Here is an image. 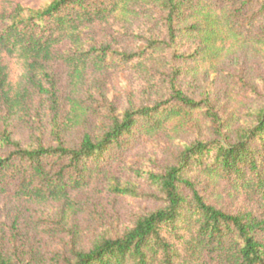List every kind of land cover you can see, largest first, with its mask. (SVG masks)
<instances>
[{"label":"trees","instance_id":"1","mask_svg":"<svg viewBox=\"0 0 264 264\" xmlns=\"http://www.w3.org/2000/svg\"><path fill=\"white\" fill-rule=\"evenodd\" d=\"M134 15L158 19L165 40L148 39L139 53L129 54L84 48V34L96 22ZM260 17L264 0H50L37 8L18 5L10 13L1 12L0 105L9 114L23 107L25 97L14 82L15 63L29 72L61 60L77 73L89 66H122L144 73L149 61L172 49L179 37L194 41L195 47L188 56L173 53L171 61L163 62L169 63L170 72L164 99L112 113L100 135L84 134L75 147L59 139L56 146L23 148L0 123V195L63 201V213H69L71 193L82 189L93 174L100 175L137 135L197 126L193 116L202 104L177 84L182 63L213 68L229 44L259 36L251 33L258 23L264 28ZM206 115L219 133V117L210 110ZM191 171L225 181L264 208V108L253 112L234 142L202 139L185 146L165 173L150 177L163 197L160 207L138 217L122 236L101 237L88 251H73L65 264H264V219L252 213L229 214L207 203L189 178ZM112 191L127 193L115 183ZM0 264L21 263L0 250Z\"/></svg>","mask_w":264,"mask_h":264},{"label":"rangeland","instance_id":"2","mask_svg":"<svg viewBox=\"0 0 264 264\" xmlns=\"http://www.w3.org/2000/svg\"><path fill=\"white\" fill-rule=\"evenodd\" d=\"M49 1L0 0V13H10L18 5L37 8ZM148 15L96 22L85 32L83 46L139 53L146 40H165L162 24ZM260 20L263 23L264 18ZM253 33L259 36L229 44L213 68L194 69L189 60L183 62L177 84L187 97L202 104L193 116L197 126L137 135L100 175L93 174L82 189L71 193L69 213H63V201L36 202L0 195V250L21 264H65L73 251H88L101 237L122 236L138 217L160 207L163 197L151 176L165 173L192 141L234 142L236 132L251 122L253 112L264 108V28L258 23L251 36ZM194 47V41L179 37L172 49L149 61L144 73L122 66L107 70L89 66L77 73L61 60L42 63L29 72L15 63L14 82L25 93L24 105L15 114L0 105V123L23 148L56 146L59 139L66 147H75L84 134L100 135L112 113L164 99L170 72L169 63L163 62L171 61L173 53L188 56ZM207 110L219 117V133ZM189 178L216 208L264 219L263 207L225 181L210 180L194 171ZM113 183L127 193L113 192Z\"/></svg>","mask_w":264,"mask_h":264}]
</instances>
